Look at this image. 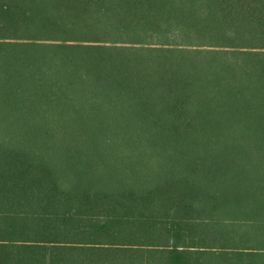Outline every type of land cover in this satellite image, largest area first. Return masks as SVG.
Listing matches in <instances>:
<instances>
[{
    "label": "trees",
    "instance_id": "16d2710c",
    "mask_svg": "<svg viewBox=\"0 0 264 264\" xmlns=\"http://www.w3.org/2000/svg\"><path fill=\"white\" fill-rule=\"evenodd\" d=\"M0 264H264V0H0Z\"/></svg>",
    "mask_w": 264,
    "mask_h": 264
}]
</instances>
